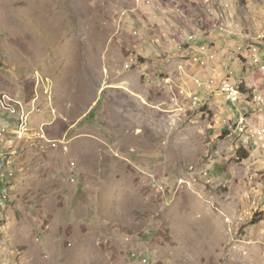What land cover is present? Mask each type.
Here are the masks:
<instances>
[{
    "label": "rangeland",
    "instance_id": "374dc122",
    "mask_svg": "<svg viewBox=\"0 0 264 264\" xmlns=\"http://www.w3.org/2000/svg\"><path fill=\"white\" fill-rule=\"evenodd\" d=\"M205 1L0 0V264H264V34Z\"/></svg>",
    "mask_w": 264,
    "mask_h": 264
},
{
    "label": "crops",
    "instance_id": "0c3cea01",
    "mask_svg": "<svg viewBox=\"0 0 264 264\" xmlns=\"http://www.w3.org/2000/svg\"><path fill=\"white\" fill-rule=\"evenodd\" d=\"M187 1L193 3L194 5L195 0H187ZM200 1L203 2V0ZM209 1L206 0L205 2H209ZM214 2L217 7L214 8L212 16H208V20L211 19L213 21L215 20L218 21L219 19L222 20L226 16L224 22L232 26L233 28L230 29L228 26L225 28L221 27L222 29H225L222 30L225 32H222L217 29H212L211 31H208V35L205 37L210 38V43L213 44V47L210 50H212V52L214 53H217V56L222 55L223 58H225L228 62H230L234 58V55H232V51H235L234 48L240 50L241 53L245 55L248 54L246 53L247 50L243 48L244 46L246 47L247 43L249 46H251L252 41L256 39L257 35H261V33L264 34V21H261L258 18V16L253 15L254 13L252 11L251 5L241 4L240 0H214ZM195 4L196 6L199 5L197 3ZM253 20L257 21L256 23L257 25L253 24ZM254 42L256 45L253 46V48H255L254 49L255 55L258 58L261 55L262 62H264L263 59L264 38L259 40L256 39V41ZM250 52L252 53V50ZM253 67H254L253 70L256 69L255 71H257V69L260 66L253 65ZM18 100L20 101V99H17L14 101V103L17 104L19 102ZM2 104L3 101L1 100L0 105ZM19 108L20 106L18 104L11 105V107L9 108L5 107V105L4 108L0 107V109L3 110L2 116H4V119L3 121H1V123H5L0 125V131L3 128H6L8 133V138H6L5 140H0L1 143H5V142L9 143L15 140L18 141L17 132L19 131L20 128H21V137L23 136L22 135L23 128L26 129L25 132L29 130L24 124H22L23 123L22 120L18 118L20 116ZM16 109H18V112L16 111ZM21 137L19 136V138ZM4 197L7 198L6 195Z\"/></svg>",
    "mask_w": 264,
    "mask_h": 264
},
{
    "label": "built area",
    "instance_id": "2783aa9c",
    "mask_svg": "<svg viewBox=\"0 0 264 264\" xmlns=\"http://www.w3.org/2000/svg\"><path fill=\"white\" fill-rule=\"evenodd\" d=\"M213 85L209 83V86H207L208 90H212ZM222 94L224 95H230L231 102L233 104L241 103L245 101V95L242 93V90L239 85H237L235 82L232 81H225L222 86ZM242 122H246L245 116H242L239 121V129L241 132H244L245 129H242ZM262 133V132H261ZM146 262L147 260L144 259Z\"/></svg>",
    "mask_w": 264,
    "mask_h": 264
},
{
    "label": "trees",
    "instance_id": "16d2710c",
    "mask_svg": "<svg viewBox=\"0 0 264 264\" xmlns=\"http://www.w3.org/2000/svg\"><path fill=\"white\" fill-rule=\"evenodd\" d=\"M240 88L242 89V93L245 95L246 92H245V90H244L243 85H240ZM98 104H99V102H98ZM98 104H97L96 106H98ZM95 108H96V107H94V108L92 109V111L90 112L89 116L93 114V111H94ZM247 158H248V155H246V156L244 157V159H247Z\"/></svg>",
    "mask_w": 264,
    "mask_h": 264
}]
</instances>
